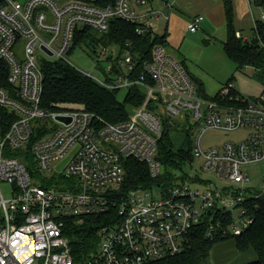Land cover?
<instances>
[{
    "label": "built area",
    "instance_id": "2783aa9c",
    "mask_svg": "<svg viewBox=\"0 0 264 264\" xmlns=\"http://www.w3.org/2000/svg\"><path fill=\"white\" fill-rule=\"evenodd\" d=\"M152 2L116 0L102 7L91 0H0V65L9 84L0 87V264H147L188 250L193 229L201 224L207 223L210 236L237 237L254 223L245 203L264 196V184L245 196L233 188L201 187V182L193 188V182L176 176L169 185L126 192L123 162L146 163L154 179L164 175L159 141L165 125L179 122L194 127L193 161L201 158L203 172L234 184L249 182L242 167L264 161V90L245 98L228 82L218 98H205L184 63L166 45L156 44L138 76L139 58L127 48L119 49L122 59L111 82L79 70L111 90H143V103L126 121L113 124L81 108L43 106V65H73L69 56L79 29L107 34L120 20L140 24V35L154 36L146 20L169 21L170 16L161 10L138 12ZM204 20L196 15L189 30L197 32ZM258 22H264V11L254 16L255 27ZM236 36L250 39L240 32ZM211 129L251 132L241 142L204 150L202 137ZM30 156L31 170L25 163ZM2 184L12 187L8 199ZM100 215L108 216L109 224L100 229L96 250L77 259L69 230Z\"/></svg>",
    "mask_w": 264,
    "mask_h": 264
},
{
    "label": "trees",
    "instance_id": "16d2710c",
    "mask_svg": "<svg viewBox=\"0 0 264 264\" xmlns=\"http://www.w3.org/2000/svg\"><path fill=\"white\" fill-rule=\"evenodd\" d=\"M115 1L94 0V3L106 7L114 4ZM223 3L227 22V39L223 43L226 55L236 64L239 71L246 67H253L260 71L259 77L264 81V22H258L257 26L253 27V35L249 40L244 41L243 38H237L236 33H241V31L235 27L233 0H223ZM255 5L264 10V0H255ZM138 26H140L138 23L117 20L112 23L109 32L106 34L109 43L117 45L120 51L126 48L130 49L135 57L139 58L138 71L134 74L136 76L143 73L144 62L151 60L152 50L156 44L168 46V35L158 36L155 34L153 36L151 32L140 35L137 33ZM90 34V29H79L72 51L84 43ZM242 36L245 35L242 34ZM181 61L188 68L187 63ZM115 72H118L116 68ZM43 73V106L51 110L81 108L100 117L104 122L117 124L126 121L130 112L139 107L145 98L143 90L136 86L130 88L125 101L120 102L117 99V93L120 90H111L102 86L75 66L63 61L45 62ZM191 76L200 94L205 98H210L204 85L196 81L192 74ZM108 81L111 82L112 80L108 79ZM228 82H231V79ZM8 86L7 70L0 65V87L7 88ZM228 101L230 102V100ZM178 130L179 127L176 123L165 125L159 141L157 158L165 167L164 175L154 179L151 177L146 163L133 159H127L123 162L126 172L124 191L139 188L152 190L159 184L169 185L176 179V175L173 174L174 171L182 172L185 165H190L193 162L194 155L191 142L188 149L175 148L173 134ZM25 163L30 170L34 166L31 156L27 158ZM181 177L178 179L182 181L202 182L200 177L192 179L183 173ZM245 204L254 223L242 235L237 237L210 236L208 235L207 223H204L193 229L190 237L191 246L188 250L176 257L147 264H204L210 258L213 247L229 239L235 240L236 247L240 252L249 249L256 252L257 260L251 264H264V196L249 198ZM112 211L113 214H116L115 210ZM107 224H109L108 216H91L85 218L81 226L72 227L69 230L71 250L77 259H83L96 250L99 242L98 233Z\"/></svg>",
    "mask_w": 264,
    "mask_h": 264
},
{
    "label": "rangeland",
    "instance_id": "374dc122",
    "mask_svg": "<svg viewBox=\"0 0 264 264\" xmlns=\"http://www.w3.org/2000/svg\"><path fill=\"white\" fill-rule=\"evenodd\" d=\"M94 1V0H91ZM263 9L253 5L252 12L256 17L263 13ZM180 12V13H179ZM179 17L186 20L189 24L192 22L193 17L183 10L179 9ZM207 23L203 22L200 29L192 33L187 24L181 23L180 25V40L184 41L183 46L179 48L178 41H172L167 49L171 55L179 60L187 63L191 74L195 80L202 83L208 96L214 100L218 98L227 82H231L235 86V90L245 98H254L264 90V81L259 77L260 71L253 67L248 69L238 70L236 64L226 55L223 49V43L227 39V22L225 19L208 20ZM165 20L161 19L160 22L153 23L156 33L160 36L164 35ZM245 31V30H244ZM246 35L252 36V30L246 31ZM205 40L209 43L206 45ZM105 49H108L107 56H101ZM180 49V50H179ZM114 53V60L109 59V55ZM119 47L109 43L106 34L99 33L95 30L91 31L89 38L80 44L72 54L69 56L70 62L79 70L92 74L99 79H113L117 63H121L122 57L118 58ZM116 63L114 64V62ZM114 64V65H113ZM128 91L122 89L117 93V99L124 102ZM179 130L173 134L175 148L188 149L190 142L193 143L194 127L190 128L186 124L176 123ZM250 129H240L234 132L221 131L211 129L208 130L202 137V148L208 150L210 148L221 147L225 143L233 142L238 143L247 138ZM70 158L65 159L59 165L60 171L67 165ZM201 158H196L191 165L187 164L182 168V172L174 171L173 174L181 177L189 175L194 179L200 177L202 181L201 187L210 186L212 189L222 190L225 188H233L246 192L245 196H250L253 193H258L263 189L264 184V161H259L244 165L242 171L250 180L244 184H234L229 180H223L216 177L214 174L205 173L201 170ZM182 178V177H181ZM198 183V182H197ZM193 188H200L196 184H192ZM12 187L8 184H2L1 192L6 199L11 196ZM1 200V193H0ZM232 240H229L231 242Z\"/></svg>",
    "mask_w": 264,
    "mask_h": 264
},
{
    "label": "crops",
    "instance_id": "0c3cea01",
    "mask_svg": "<svg viewBox=\"0 0 264 264\" xmlns=\"http://www.w3.org/2000/svg\"><path fill=\"white\" fill-rule=\"evenodd\" d=\"M166 2L172 5V9L166 6ZM253 5H255V0H233L235 27L246 37H249L245 34L249 30H252L253 35L255 16L252 12ZM179 9L186 12L190 17H193V15H203L212 21L219 19L226 20L223 0H153L150 6L138 8V12L143 15L151 10H161L169 14L170 20L164 22L166 24L164 35H168L167 43L171 45L172 41L180 40L179 32L181 23L189 24L186 20L179 17V14H177ZM157 22L154 19L146 20L147 25L152 28L154 34L160 36L156 33L155 26L153 25V23ZM204 22L207 23L206 19ZM183 42L181 40L178 41V44H180L179 48L183 46ZM229 240L232 241L229 242ZM229 240L216 244L212 249L210 258L204 264H251L257 260V254L254 250L249 249L245 252H240L236 247L235 240Z\"/></svg>",
    "mask_w": 264,
    "mask_h": 264
},
{
    "label": "water",
    "instance_id": "95a60500",
    "mask_svg": "<svg viewBox=\"0 0 264 264\" xmlns=\"http://www.w3.org/2000/svg\"><path fill=\"white\" fill-rule=\"evenodd\" d=\"M205 42V44L207 45L208 43H209V41L208 40H205L204 41ZM112 58V56L109 58V59H111ZM60 120H62V121H66V122H69L70 121V119L69 118H63V117H61V118H59ZM162 172H164V169H163V171Z\"/></svg>",
    "mask_w": 264,
    "mask_h": 264
}]
</instances>
